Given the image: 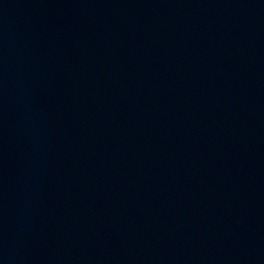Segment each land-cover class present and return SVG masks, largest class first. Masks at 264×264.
Here are the masks:
<instances>
[{"label": "water", "instance_id": "1", "mask_svg": "<svg viewBox=\"0 0 264 264\" xmlns=\"http://www.w3.org/2000/svg\"><path fill=\"white\" fill-rule=\"evenodd\" d=\"M0 264H264V0H0Z\"/></svg>", "mask_w": 264, "mask_h": 264}]
</instances>
